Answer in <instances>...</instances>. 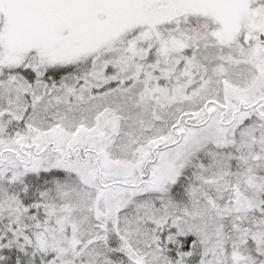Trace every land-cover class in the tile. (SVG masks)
Listing matches in <instances>:
<instances>
[{
	"label": "snow or ice",
	"instance_id": "1",
	"mask_svg": "<svg viewBox=\"0 0 264 264\" xmlns=\"http://www.w3.org/2000/svg\"><path fill=\"white\" fill-rule=\"evenodd\" d=\"M0 264H264V0H0Z\"/></svg>",
	"mask_w": 264,
	"mask_h": 264
}]
</instances>
